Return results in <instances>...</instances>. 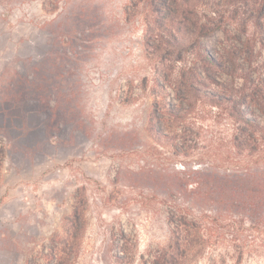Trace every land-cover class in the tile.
I'll use <instances>...</instances> for the list:
<instances>
[{
  "label": "rangeland",
  "instance_id": "1",
  "mask_svg": "<svg viewBox=\"0 0 264 264\" xmlns=\"http://www.w3.org/2000/svg\"><path fill=\"white\" fill-rule=\"evenodd\" d=\"M178 3L0 0V264H152L175 209L176 264H264V196L190 192L264 172V3Z\"/></svg>",
  "mask_w": 264,
  "mask_h": 264
},
{
  "label": "trees",
  "instance_id": "2",
  "mask_svg": "<svg viewBox=\"0 0 264 264\" xmlns=\"http://www.w3.org/2000/svg\"><path fill=\"white\" fill-rule=\"evenodd\" d=\"M175 2H179L178 6L182 8V15L181 21L187 20L185 12L188 11L192 6V0H174ZM251 4H254L258 6L256 8L257 11L261 10V6H263L264 0H250ZM164 4V2H162ZM164 5V10L168 8V10H171L169 6ZM186 10V11H185ZM159 24V22H157ZM261 49L264 51V44L261 45ZM241 50V49H240ZM238 50V51H240ZM225 52L230 55L231 59L237 58V54L239 52L235 51V48L233 47L230 49H225ZM242 52V51H240ZM201 60L204 66H212L214 68H221L223 69V65L221 62V59L219 58H213L208 53L200 54ZM182 82L186 85L185 89L186 91L190 92L192 89V95L198 96L195 94V92L199 93L198 89H195L192 87V83H187L185 80H182ZM195 91V92H194ZM253 91V90H252ZM255 92H251V96H255ZM187 94V93H186ZM214 98V96L212 97ZM247 98V97H246ZM215 99V98H214ZM219 101L217 98L215 99V103H218ZM239 103V102H238ZM166 111L171 113V109H166ZM243 114V113H242ZM241 122L246 126V128L250 129H256L260 127L255 119H253L251 116H246V114L240 115ZM244 131V130H242ZM161 132V130L157 129V133ZM249 136V134H246ZM250 137V136H249ZM199 175L200 184L191 189V193H196V195L200 194L201 189H203V186H206L207 188L211 189L214 185L220 187L221 190L230 192L231 194L238 195L243 194L244 191H246L249 195V198H252L253 193H260V195L264 196V172H261L262 170L258 172H247V171H241V172H232V173H226L222 174L221 176L214 175L210 173L208 170L205 169H196L195 170ZM177 179H180L177 176ZM187 181V180H185ZM260 189V190H259ZM209 194L206 193V196ZM187 215L185 213H181L180 209H175L173 211H170L169 214V224H170V236H171V242L169 244V248L166 252V254L155 257L152 261V264H176V261L178 260V257L181 255L182 247L184 243H188L196 237V233L194 231L189 230L187 227L188 224Z\"/></svg>",
  "mask_w": 264,
  "mask_h": 264
}]
</instances>
